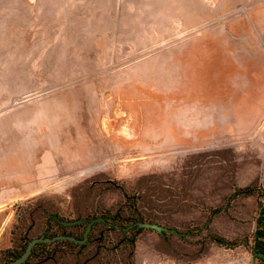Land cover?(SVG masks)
<instances>
[{
    "label": "rangeland",
    "instance_id": "obj_1",
    "mask_svg": "<svg viewBox=\"0 0 264 264\" xmlns=\"http://www.w3.org/2000/svg\"><path fill=\"white\" fill-rule=\"evenodd\" d=\"M116 214L37 264H262L264 0H0V256Z\"/></svg>",
    "mask_w": 264,
    "mask_h": 264
},
{
    "label": "trees",
    "instance_id": "obj_2",
    "mask_svg": "<svg viewBox=\"0 0 264 264\" xmlns=\"http://www.w3.org/2000/svg\"><path fill=\"white\" fill-rule=\"evenodd\" d=\"M129 208H131V211L134 213L135 203L130 205ZM51 220L54 222L56 230L51 234L44 233L36 237L41 238L42 240H39L32 245L29 255L25 261L20 264H37L47 259H51L55 256L58 247H61L63 254L73 253L76 248L93 241L91 238L94 226H97L98 224H102L107 229L111 230L120 229L129 231L132 234V237L128 243L132 246L135 235L145 228L140 225L141 223H145L140 219L129 220L128 218H121L120 214L92 218L85 223L84 221L76 220L68 221L58 218L57 215H53ZM71 227H82V230L80 234H74L69 231V228ZM213 239L221 245H234V243L232 244L229 240L218 238L216 236H214ZM30 240H27L20 245V247L3 251L0 256V264H6L19 258L25 252ZM252 255L264 264V225L258 228L255 233L252 245Z\"/></svg>",
    "mask_w": 264,
    "mask_h": 264
},
{
    "label": "water",
    "instance_id": "obj_3",
    "mask_svg": "<svg viewBox=\"0 0 264 264\" xmlns=\"http://www.w3.org/2000/svg\"><path fill=\"white\" fill-rule=\"evenodd\" d=\"M140 225L144 226V227H148V228L161 229V227H159L157 225H154V224H151V223H141ZM39 240H42V239L41 238H34V239L30 240L28 242V244H27L25 252L19 258L15 259V260H13L11 262H8L6 264H20V263H23L25 261V259L27 258V256L29 255L32 245L35 242L39 241Z\"/></svg>",
    "mask_w": 264,
    "mask_h": 264
}]
</instances>
